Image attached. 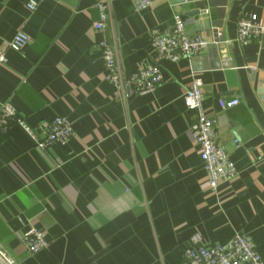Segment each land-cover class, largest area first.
<instances>
[{
  "label": "crops",
  "instance_id": "crops-1",
  "mask_svg": "<svg viewBox=\"0 0 264 264\" xmlns=\"http://www.w3.org/2000/svg\"><path fill=\"white\" fill-rule=\"evenodd\" d=\"M102 1L111 9L103 34L92 29ZM225 1L216 50L214 30L195 31L185 16L204 9L199 19L215 21L209 0H150L140 12L129 0H0V104L39 140L56 118L73 132L44 151L17 125L0 135V248L13 264H179L188 247L227 245L236 233L264 263V33L240 43L236 28L248 16L264 28V0ZM175 14L209 42L205 66L162 61L161 84L143 96L104 80L99 42L115 47L127 77L152 63L151 32L169 31ZM19 32L28 44L8 50ZM192 72L236 169L215 192L190 142L196 117L183 95ZM232 99L239 104L220 109ZM30 227L48 244L35 255L20 241Z\"/></svg>",
  "mask_w": 264,
  "mask_h": 264
},
{
  "label": "built area",
  "instance_id": "built-area-1",
  "mask_svg": "<svg viewBox=\"0 0 264 264\" xmlns=\"http://www.w3.org/2000/svg\"><path fill=\"white\" fill-rule=\"evenodd\" d=\"M136 12L150 6V0H129ZM37 3L30 1L26 8L33 12ZM98 20L92 24L96 33H104L111 20L108 1L96 4ZM190 20L180 14L172 18V26L166 33L151 32L150 46L153 54L152 63L137 68L125 77L120 68L116 49L103 40L98 43L104 63V80L119 88L122 92L143 96L152 93L162 82L160 62L177 63L185 60L190 66L201 58L209 42L198 34H188ZM237 40L245 43L260 37L264 28L257 23L255 16L242 17L237 22ZM29 42L28 37L19 32L8 44V50L20 52ZM6 52L0 50V67L6 66ZM191 82L183 95L186 109L195 113V122L189 131L190 142L199 150V158L207 175V188L215 192L219 185L229 182L236 176L234 164L229 160L224 148L219 144L215 130V121L211 120L203 108L202 81L194 72ZM239 104L238 99L219 101L221 110H229ZM17 125L30 135L36 149L44 151L52 145H64L73 137L70 124L62 118H56L46 126L45 136L37 139L25 123L17 116L15 109L8 103L0 104V135H6L9 129ZM20 241L30 255H35L47 247L45 235L30 227ZM0 264H13L0 248ZM179 264H264L253 243L243 234L236 233L227 245L193 246L182 252Z\"/></svg>",
  "mask_w": 264,
  "mask_h": 264
},
{
  "label": "water",
  "instance_id": "water-1",
  "mask_svg": "<svg viewBox=\"0 0 264 264\" xmlns=\"http://www.w3.org/2000/svg\"><path fill=\"white\" fill-rule=\"evenodd\" d=\"M171 4L175 5V4H183L185 2V0H168ZM202 0H188V2H199ZM209 8L214 9L215 10V15H216V19L215 21H210L209 19H206L204 21H201L199 18L200 16L205 15L206 10L201 9V10H196V11H192L187 13L185 16L188 18H191L192 20H194V27H195V31H210L211 29H213V39H214V45L212 46V49H216L217 50V45L218 44H222V27H223V21L225 18V8L227 6V3L225 0H209L208 3ZM194 34V33H191ZM198 63H202V65L205 66L206 60L205 59H197L195 60L194 64L197 65Z\"/></svg>",
  "mask_w": 264,
  "mask_h": 264
}]
</instances>
